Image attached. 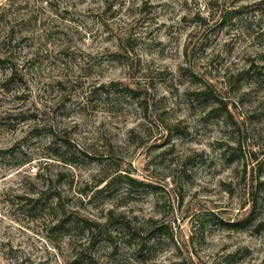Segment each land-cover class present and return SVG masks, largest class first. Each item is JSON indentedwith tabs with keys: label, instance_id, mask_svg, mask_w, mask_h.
Listing matches in <instances>:
<instances>
[{
	"label": "rangeland",
	"instance_id": "rangeland-1",
	"mask_svg": "<svg viewBox=\"0 0 264 264\" xmlns=\"http://www.w3.org/2000/svg\"><path fill=\"white\" fill-rule=\"evenodd\" d=\"M209 2L15 0L0 264H264V0Z\"/></svg>",
	"mask_w": 264,
	"mask_h": 264
},
{
	"label": "trees",
	"instance_id": "trees-1",
	"mask_svg": "<svg viewBox=\"0 0 264 264\" xmlns=\"http://www.w3.org/2000/svg\"><path fill=\"white\" fill-rule=\"evenodd\" d=\"M212 2L213 0H210L208 7L212 8ZM262 2V1H261ZM26 5H28V2H25ZM255 6H259L261 3H254ZM217 7L222 9L225 8V4ZM28 7H24L23 5H17L15 4V0H8L7 3H0V66L7 64L10 62V60L13 58V53L15 48L18 47V45L23 42L25 39H27V30L23 29V25L28 24H36L37 17L33 14V11H27ZM223 11V10H222ZM106 12V10H105ZM238 11H232V12H226L227 15L229 14H236ZM56 13H52V15H55ZM222 15V14H221ZM225 17V16H224ZM121 41V40H120ZM130 38L126 39L124 42H130ZM123 46V45H122ZM133 49V48H131ZM129 50V49H128ZM9 71V75L5 76V79L3 80L4 85L10 84L11 81L17 76L16 68L14 66H9L7 68ZM130 94L134 96V99L136 98V90L133 88H127ZM207 89L204 88L202 90H199L196 92L197 95L200 96H209L213 97V94H206ZM62 149L68 150V146L66 142H63ZM61 161L68 164L69 160H64L60 156ZM132 183H135L131 180ZM136 184V183H135ZM138 188H142L148 184H144L143 182H139L136 184ZM135 185V186H136ZM127 229L130 231L131 228L127 227ZM131 232V231H130Z\"/></svg>",
	"mask_w": 264,
	"mask_h": 264
}]
</instances>
